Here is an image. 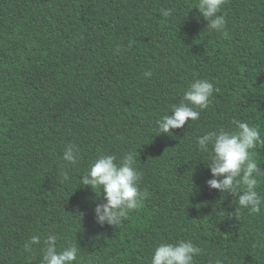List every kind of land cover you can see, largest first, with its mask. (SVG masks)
<instances>
[{
	"label": "trees",
	"instance_id": "obj_1",
	"mask_svg": "<svg viewBox=\"0 0 264 264\" xmlns=\"http://www.w3.org/2000/svg\"><path fill=\"white\" fill-rule=\"evenodd\" d=\"M196 4L0 0V264H41L49 234L58 251L80 248L76 264H150L157 244L178 240L202 250L195 264H264V199L259 213L235 212L238 197L208 187L210 152L196 145L234 120L264 139V0H226L228 39ZM194 79L218 89L209 107L157 135ZM69 144L76 167L62 162ZM252 151L264 171V144ZM126 152L149 196L121 226H100L103 195L81 178L98 155ZM32 235L42 239L27 251Z\"/></svg>",
	"mask_w": 264,
	"mask_h": 264
},
{
	"label": "clouds",
	"instance_id": "obj_2",
	"mask_svg": "<svg viewBox=\"0 0 264 264\" xmlns=\"http://www.w3.org/2000/svg\"><path fill=\"white\" fill-rule=\"evenodd\" d=\"M226 0H197L196 9L207 21L206 29L221 33L229 38L226 30V18L222 14ZM160 14L167 18L172 9H161ZM151 76L150 72L144 73ZM218 91L214 83L207 79H194L184 91L179 105H174L171 115H165L158 120L156 134H169L172 129L182 128L186 122L199 119L200 111L209 107L213 93ZM198 109V110H197ZM232 130L220 129L209 131L197 137L196 145L199 151L209 153L206 160L212 178L207 181L210 189L218 190L221 194L231 193L238 197L239 208H247L250 213H259L260 204L264 197L257 192L258 179L264 175L259 164L253 158V149L258 144H264L260 132L249 123L234 120ZM79 147L69 144L65 147L62 162L65 166L76 167L80 161ZM136 157L126 152L122 157L100 154L89 165L81 178L80 185L91 186L104 202L95 208V221L98 225L105 224L119 227L128 217L129 212L137 210L144 199L149 196L148 190H141L139 183L142 173L135 167ZM99 190V191H97ZM39 235H32L24 248L31 251L32 245L41 242ZM58 234H49L44 238L41 264H76L79 247L69 245L57 250ZM202 250L191 240H178L176 243H159L153 250L150 264H195V258ZM214 264H221L216 260Z\"/></svg>",
	"mask_w": 264,
	"mask_h": 264
}]
</instances>
